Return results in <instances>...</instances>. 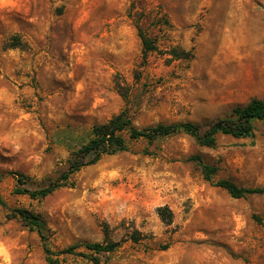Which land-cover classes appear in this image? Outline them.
<instances>
[{"label": "rangeland", "instance_id": "rangeland-1", "mask_svg": "<svg viewBox=\"0 0 264 264\" xmlns=\"http://www.w3.org/2000/svg\"><path fill=\"white\" fill-rule=\"evenodd\" d=\"M138 25L158 46L145 62ZM13 35L24 48L7 47ZM252 99L264 100V0H0V174L55 181L92 128L124 109L137 128L204 131ZM127 143L44 198L14 194L9 175L0 194L41 217L53 250L125 240L60 264H264V193L233 198L191 160L214 166V181L264 186L263 122L247 137L218 133L213 146L183 131ZM7 214L0 205V264H48L37 232Z\"/></svg>", "mask_w": 264, "mask_h": 264}, {"label": "trees", "instance_id": "trees-1", "mask_svg": "<svg viewBox=\"0 0 264 264\" xmlns=\"http://www.w3.org/2000/svg\"><path fill=\"white\" fill-rule=\"evenodd\" d=\"M137 35L141 41L142 61L145 62L149 53L158 51L157 42L154 37L150 36L139 25L137 26ZM7 47L24 48L25 44L19 36L13 35L9 38ZM165 53L177 59H187L191 56L190 52L178 51L176 48L165 50ZM117 87L123 99L127 100L128 92L119 84ZM254 121H261L264 123V100L252 99L245 106L234 108L231 117L213 122L204 131H201L198 125L190 122L157 124L152 127L137 128L133 125L127 110L124 109L107 122L95 125L92 128V137L72 154V157L68 160L67 170L55 181L47 185H35L29 177L13 171L7 174H0V180H2L5 175L12 176L15 181L13 189L14 194L27 195L30 198H44L60 187L71 185V176L81 168L96 163L104 155L126 151L128 149V140L145 139L147 141H153L158 137L183 131L193 137L199 145L213 146L215 144V136L218 133L229 134L234 137L250 136ZM191 160L195 161L199 166L203 177L207 181L213 183L217 187L225 189L233 198L264 193V186L244 188L238 187L228 180L214 181L213 176L216 171L214 166L204 163L199 156H193ZM0 205L7 209L8 217L20 220L28 229L37 232L43 243V252L48 264H60L59 256L76 254V250L80 247L92 253L99 254L102 252H112L125 241L111 240L103 243L84 242L81 244H73L60 250H53L47 244V235L45 234L46 226L38 214L32 213L26 209L9 208L1 194ZM159 214L164 221L169 222L171 220L172 213L167 207L159 208ZM129 239L133 242H138L140 240L139 232L136 230L133 231ZM91 261L93 264H101L96 257H92Z\"/></svg>", "mask_w": 264, "mask_h": 264}]
</instances>
